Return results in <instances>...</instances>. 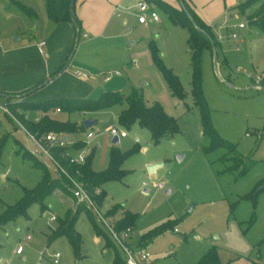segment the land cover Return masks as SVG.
I'll return each instance as SVG.
<instances>
[{"label": "rangeland", "instance_id": "rangeland-1", "mask_svg": "<svg viewBox=\"0 0 264 264\" xmlns=\"http://www.w3.org/2000/svg\"><path fill=\"white\" fill-rule=\"evenodd\" d=\"M162 1L180 7L179 0ZM193 1L197 11L211 18L209 25L216 40L223 36L216 48L201 51V82L210 122L219 137L235 145L234 154L223 146L213 147L212 139L203 135L200 110L191 95L188 32L172 23L153 2H120L122 10L111 16L101 36L90 34L86 39L83 29L70 24L72 41L59 65L61 74L41 81L31 96L45 100L74 93L97 98L106 91L128 94L135 89L148 103L158 102L176 120L177 131L157 143L149 130L137 123L128 127L119 123L125 103L85 115L50 113L61 122L96 121L89 129L96 138L85 149L94 171L103 172L109 166L112 147L125 154L120 166L123 176L101 184L104 199L96 209L114 227L126 213L134 217L132 240L136 243L146 238L147 264H196L211 247L222 264H264V189L256 192L264 184V89L255 87L264 75V33L250 24L259 5L239 12L238 5L247 0ZM139 2L147 3L158 21L139 24V12L134 9ZM21 6L32 9L36 16L29 17ZM238 23L245 27L236 29L235 42L227 37L230 28L225 27ZM56 25L47 17L46 0H0L3 42L26 45L45 39L63 46L66 32ZM150 42L162 64L178 78L183 99L171 95ZM77 71L86 73L87 78H80ZM110 72H119V76L113 74L104 82V75ZM26 97L24 93L17 99ZM25 113L28 118L41 116L40 112ZM113 126L126 133L118 144L112 143L108 132ZM86 131L66 136L70 142L80 141ZM25 147L26 137L19 124L0 114V217L58 178L52 170L45 177L35 160L24 154ZM177 155H183L180 161ZM155 163L162 165L150 173L147 167ZM76 209L67 192L54 189L39 196L26 215L0 225V264H54L55 253L59 254L58 264H114L116 258L118 264H124L119 248L107 245L94 230L96 224L107 232L96 210L84 205L74 214ZM111 209L114 212H109ZM52 216L56 220L50 223ZM71 219L79 237L77 249L68 235L55 234ZM153 231H157L155 236L147 238ZM18 245L23 248L20 254L15 252Z\"/></svg>", "mask_w": 264, "mask_h": 264}, {"label": "trees", "instance_id": "trees-1", "mask_svg": "<svg viewBox=\"0 0 264 264\" xmlns=\"http://www.w3.org/2000/svg\"><path fill=\"white\" fill-rule=\"evenodd\" d=\"M180 8H175L162 0H146V2H153L161 6L164 12L168 15L172 23L184 27L188 32V45L191 52V95L195 105L199 107L202 132L203 135L209 136L213 143V147L223 146L229 153H235V145L229 143L219 137L210 122L209 109L205 101L202 82H201V71H200V56L201 51L204 48L213 50L216 48L219 41L216 40L215 34L210 25L202 21L194 10L190 7L186 0H179ZM76 2V1H75ZM253 4H258L257 17L251 21L250 24L258 28L264 33V0H247L246 2L238 5L239 12H243L246 8ZM70 0H46L47 17L50 21L55 24L70 22L74 27L79 29V19L75 14V6L70 9ZM29 17L34 18L36 16L32 9L26 7H20ZM149 45L153 51L155 63L162 72L168 88L172 96L179 99H183L184 92L180 85V82L176 75L172 73L169 68H166L159 58L156 48L150 42ZM61 70V69H60ZM259 84L264 88V76L260 78ZM35 88V87H34ZM30 90H26L20 93H1L5 97V102L10 106L12 111L16 108H22L21 114H16L18 120L27 128L28 131L38 136L46 134L47 132H62V133H76L79 130H84L82 123H70L61 122L51 117L50 113L56 108L60 109V112L67 114L76 112H96L100 110L109 109L115 105L126 104V108L119 114L118 121L122 126L128 127L133 123H137L140 127L146 128L151 134L152 140L157 143L160 138L166 135H172L177 131L176 120L170 117L158 103L153 101L148 103L142 96V94L135 89H132L128 94L120 93L119 91H106L103 92L97 98H51L40 101H29L25 98L17 99L22 94H27ZM14 98V99H13ZM26 111L40 112L41 116L37 122L34 118H28L25 114ZM84 143L80 141L74 142L73 150H79L83 148ZM24 154L32 157L35 160V164L41 167L45 173V177H48V171L42 162L36 157L30 155L26 149ZM66 149L62 148L56 150V154L61 164L65 167L67 172L76 180L81 182L90 198L98 206L102 204L104 199L103 191H101V184L109 180H116L123 176L124 172L120 169V166L125 158V154H121L116 147H112L110 151L109 166L103 172H96L92 169L91 159L89 156L85 157L82 164H70L67 159L60 157V153H64ZM238 157H235V162H240ZM235 163L238 166L239 163ZM244 171V170H243ZM69 181L66 177L57 178L56 180L47 183L45 188L40 189L39 193L30 195L27 198L20 200L17 204L9 207L6 213L0 217V225L6 221L13 219L18 215H26V209L34 200L38 199L45 193L58 189L69 193L68 191ZM257 194V193H256ZM83 206V205H81ZM79 205L75 210L74 214H77L81 209ZM114 209L109 210V212ZM114 212V211H113ZM134 217L126 213L119 221V226L114 227L115 230L120 231L126 228L133 229ZM94 230L100 236H103L107 241V245L116 248L115 243L112 241L108 232H104L98 228L96 224H93ZM162 229L158 230L161 232ZM157 231H153L147 234V238L155 236ZM57 235L66 234L69 236L71 244L77 249L79 246L78 234L73 229V220L65 222L64 225L58 228L55 232ZM142 240L137 241V246H146L147 241L145 237H141ZM120 263L117 258L114 264ZM125 264V263H124ZM196 264H222L219 255L214 247L208 249V251L199 259Z\"/></svg>", "mask_w": 264, "mask_h": 264}, {"label": "crops", "instance_id": "crops-1", "mask_svg": "<svg viewBox=\"0 0 264 264\" xmlns=\"http://www.w3.org/2000/svg\"><path fill=\"white\" fill-rule=\"evenodd\" d=\"M124 1L125 0H76L75 14L79 19V28L83 29V36L87 39L90 37V34L95 36L105 34V31L108 28V21L112 15L117 13V11L122 10L119 3ZM186 1L197 16L209 25L211 22L209 15L205 12L197 11L193 0ZM135 8L136 6L134 9ZM132 10L133 9L128 12ZM117 15H119V12ZM70 24L72 23L63 22L56 25L59 30H64L66 32L63 46L59 44L56 47V44L50 43L52 41H46L45 39H36L34 42H29L26 45H12L0 40V92L20 93L30 90L25 99L29 101H40L37 98H32L31 93L35 89H38L37 87H34L44 79L50 81L61 74L62 70H58L61 67L59 65L64 59L66 50L72 41V28ZM41 41L45 42L43 53H41L38 48V43ZM53 52H55V55H53ZM53 73H56V75L53 78H50ZM114 76L115 75H113L111 79ZM110 80H104V82H109ZM63 96L64 95L57 96L56 98H86L81 97L80 94L74 93ZM0 100V103L5 102V97L1 94ZM94 138H96V136ZM74 151L76 150H73L72 152Z\"/></svg>", "mask_w": 264, "mask_h": 264}, {"label": "built area", "instance_id": "built-area-1", "mask_svg": "<svg viewBox=\"0 0 264 264\" xmlns=\"http://www.w3.org/2000/svg\"><path fill=\"white\" fill-rule=\"evenodd\" d=\"M136 9L139 12L138 22L140 24H146L148 21L156 22L158 21L157 14L149 8L148 4L145 2H139L136 5ZM245 27L244 23H238L233 24L231 27H225L226 29H229V34L227 37L232 38L235 42H237L238 39V33L236 32V29H242ZM223 39L222 35L218 36L217 41H221ZM45 42L41 41L38 43V48L41 53L44 52ZM239 47L237 46V49ZM76 74L80 76L82 79H86L87 75L86 73L77 71ZM115 75H119V72L113 73ZM113 74L110 72L108 74L104 75V80L108 81L111 79ZM257 89H261V86L259 82L256 84ZM23 111H21L19 108H16L15 111H12L10 106L6 103H0V114H4L5 116L15 120L21 129L23 130L25 137H26V151L39 159L42 164L49 170H52L56 173L57 177L62 178L63 176L66 177V179L69 181L68 184V191L73 199V205L78 207L79 205H85L90 209L96 210V212L99 214L100 219L105 223L107 232L109 236L111 237L112 241L115 243V245L119 248L121 253L124 257V263L125 264H147L149 262L150 254L146 250V246H137L133 243L132 240V230L130 228H126L120 231H117L114 229L112 225L107 223V221L101 216V214L96 209V204L94 201L90 198L88 193L86 192V189L84 185L79 182L78 180L74 179L65 169V167L61 164L60 160L57 157L56 150L59 149H66L64 153H60V157H63L67 159V161L70 164H82L85 160V149L88 148L91 141L96 136L92 131L86 129L85 138L81 140L84 143L83 148L73 151V145L74 142H70L67 139V136L65 133L62 132H54L50 131L46 134H43L41 136H38L34 133H31L30 131L25 128L23 124L18 120L16 114H21ZM55 112L59 113L60 109L56 108ZM83 115L86 114V112L81 113ZM39 120V117H34V121L37 122ZM110 136L113 138H117L120 140L121 138L126 137V133L123 130H119L116 127H110L108 130ZM76 142V141H75ZM159 188H162V184H158ZM56 220L55 216L50 217L49 222H53ZM23 248L21 245H18L15 249V252L17 254H20L22 252ZM58 258L59 254L55 253L53 255V263L58 264Z\"/></svg>", "mask_w": 264, "mask_h": 264}, {"label": "water", "instance_id": "water-1", "mask_svg": "<svg viewBox=\"0 0 264 264\" xmlns=\"http://www.w3.org/2000/svg\"><path fill=\"white\" fill-rule=\"evenodd\" d=\"M75 1L76 0H70V9H73L74 6H75ZM262 88V87H261ZM264 89V88H262ZM96 121L95 120H91V119H84L82 121V124L84 126L85 129H88L90 128ZM112 143L113 144H118L119 143V140L115 137L112 139ZM183 155H177V160L180 161L182 159ZM162 165V163H155V164H152V165H149L147 168H148V171L150 173H153L158 167H160ZM264 189V184L262 186H260L256 192H259L261 190Z\"/></svg>", "mask_w": 264, "mask_h": 264}]
</instances>
